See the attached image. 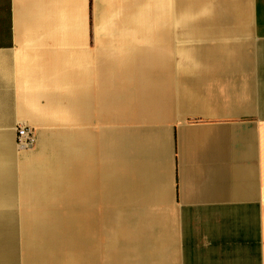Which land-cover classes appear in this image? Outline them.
<instances>
[{
  "label": "crops",
  "instance_id": "crops-1",
  "mask_svg": "<svg viewBox=\"0 0 264 264\" xmlns=\"http://www.w3.org/2000/svg\"><path fill=\"white\" fill-rule=\"evenodd\" d=\"M65 223L77 264H264V0H0V264Z\"/></svg>",
  "mask_w": 264,
  "mask_h": 264
},
{
  "label": "rangeland",
  "instance_id": "rangeland-1",
  "mask_svg": "<svg viewBox=\"0 0 264 264\" xmlns=\"http://www.w3.org/2000/svg\"><path fill=\"white\" fill-rule=\"evenodd\" d=\"M252 4V0H249V6H251ZM160 5V4H159ZM161 8L164 6L165 8V11L168 13L167 15V21H171L172 20V12H173V5L171 3L169 4H163V5H160ZM104 9V8H103ZM116 18V17H115ZM118 18H116V21H117ZM103 28H104V38L107 39L109 38V33H110V29H109V25L111 24V20H107L103 17ZM182 25V24H181ZM250 27H251V15H250V20H249V24H248V27H247V34L245 36H237V37H234V39H241V38H244V41L246 42L245 43V48L248 49V51L251 53V49L253 48V43L255 42L254 40V36H253V33H252V30H250ZM213 41V40H212ZM178 42V41H177ZM247 46V47H246ZM173 68H176V65L180 64V63H183V61L187 60L185 59L184 55L183 54H180V53H176L174 55V58H173ZM192 62V60L190 61ZM197 68H200V65L196 63V66ZM188 73V72H186ZM66 115L67 113L66 112H62V115ZM139 119V118H137ZM137 119H134V120H127L125 122H119V124L121 125H124L125 127H128L130 128V126H137V127H142L143 125H146V123H148L147 121L144 122V121H139ZM53 122L55 123L53 126H49V127H46V128H42L41 130L44 131L45 133H47L48 135L52 134L53 132L57 131V130H61V133H68L70 132V128L71 129H75L77 128V126H74V125H71L68 121L67 118H56V119H53ZM111 121L109 120V122L107 123H102L100 122V118L98 117L97 119H94L93 120V123L90 125V127L93 129V131H96L98 132L101 128V126H105V125H111ZM61 133H60V136H61ZM79 133H80V130H79ZM35 147V146H34ZM31 148V152H33L35 149ZM75 162V161H74ZM54 177V176H53ZM37 183V182H35ZM22 231V230H21ZM96 238H95V242L98 246H101V245H105V243L109 240V235H108V232L106 230V227H103L102 225H100V229L96 232ZM6 235L5 231L2 232L0 230V237H4ZM22 234L21 233H18L17 235H14V236H11L10 238H8L10 241L9 244H7L8 246V251H7V255H10L12 254L13 256H15V259L12 260V262L6 257L5 255V262L7 264H24L23 262V255H24V250L22 249L21 247V242H22ZM123 241V240H122ZM122 241L120 242V244L122 243ZM123 245V244H122ZM70 250V254L72 253V251L74 250L76 252V249L75 247L74 248H66L64 249L63 252H66ZM66 254V255H63L62 256V261L61 259H59L62 264H77V255L76 254ZM105 254L104 252L101 253L100 255V260H102L101 262L104 263L105 262ZM1 259H0V263H1ZM52 263L53 262H58V259L55 258V260H52L51 261Z\"/></svg>",
  "mask_w": 264,
  "mask_h": 264
},
{
  "label": "bare ground",
  "instance_id": "bare-ground-1",
  "mask_svg": "<svg viewBox=\"0 0 264 264\" xmlns=\"http://www.w3.org/2000/svg\"><path fill=\"white\" fill-rule=\"evenodd\" d=\"M71 228L66 223L49 224L48 226L37 225V232L40 237L59 236L48 239L38 238L40 241L36 240L37 245L34 256H36L35 261L37 264H43V262L48 264L52 254H60L66 247H76L77 239ZM40 249H44V251H40Z\"/></svg>",
  "mask_w": 264,
  "mask_h": 264
},
{
  "label": "built area",
  "instance_id": "built-area-1",
  "mask_svg": "<svg viewBox=\"0 0 264 264\" xmlns=\"http://www.w3.org/2000/svg\"><path fill=\"white\" fill-rule=\"evenodd\" d=\"M15 134L17 148L30 149L34 147L37 140V133L34 127L26 122H18Z\"/></svg>",
  "mask_w": 264,
  "mask_h": 264
}]
</instances>
